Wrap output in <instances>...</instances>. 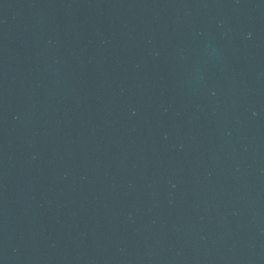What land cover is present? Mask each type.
<instances>
[{
  "label": "water",
  "instance_id": "water-1",
  "mask_svg": "<svg viewBox=\"0 0 264 264\" xmlns=\"http://www.w3.org/2000/svg\"><path fill=\"white\" fill-rule=\"evenodd\" d=\"M0 264H264V0H0Z\"/></svg>",
  "mask_w": 264,
  "mask_h": 264
}]
</instances>
